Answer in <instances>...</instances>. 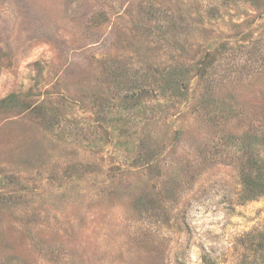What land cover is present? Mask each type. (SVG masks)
<instances>
[{
	"label": "rangeland",
	"instance_id": "1",
	"mask_svg": "<svg viewBox=\"0 0 264 264\" xmlns=\"http://www.w3.org/2000/svg\"><path fill=\"white\" fill-rule=\"evenodd\" d=\"M249 157L264 0H0V264H264Z\"/></svg>",
	"mask_w": 264,
	"mask_h": 264
},
{
	"label": "trees",
	"instance_id": "2",
	"mask_svg": "<svg viewBox=\"0 0 264 264\" xmlns=\"http://www.w3.org/2000/svg\"><path fill=\"white\" fill-rule=\"evenodd\" d=\"M213 54L209 52L207 49L203 55V58L200 62V66L196 72V77L198 80H207L209 76L208 70L211 65V58H213ZM180 81H189L187 76L184 74L179 75ZM180 87V85H179ZM243 190H242V199L243 200H252L257 197L264 195V163L258 164V161L253 157H249V164L243 170Z\"/></svg>",
	"mask_w": 264,
	"mask_h": 264
}]
</instances>
